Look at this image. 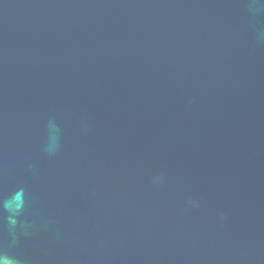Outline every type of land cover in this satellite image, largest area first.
<instances>
[{
  "label": "water",
  "instance_id": "obj_1",
  "mask_svg": "<svg viewBox=\"0 0 264 264\" xmlns=\"http://www.w3.org/2000/svg\"><path fill=\"white\" fill-rule=\"evenodd\" d=\"M8 256L264 264V0H0Z\"/></svg>",
  "mask_w": 264,
  "mask_h": 264
},
{
  "label": "clouds",
  "instance_id": "obj_2",
  "mask_svg": "<svg viewBox=\"0 0 264 264\" xmlns=\"http://www.w3.org/2000/svg\"><path fill=\"white\" fill-rule=\"evenodd\" d=\"M23 206V201H21V203L17 205L15 209L6 205V207H8V210L15 214H19V212L23 209ZM0 264H20V261L14 256L0 257Z\"/></svg>",
  "mask_w": 264,
  "mask_h": 264
}]
</instances>
